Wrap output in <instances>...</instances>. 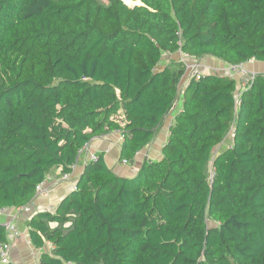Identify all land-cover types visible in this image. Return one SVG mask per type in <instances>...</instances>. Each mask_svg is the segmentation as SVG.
Here are the masks:
<instances>
[{"label": "trees", "instance_id": "obj_1", "mask_svg": "<svg viewBox=\"0 0 264 264\" xmlns=\"http://www.w3.org/2000/svg\"><path fill=\"white\" fill-rule=\"evenodd\" d=\"M129 1L0 0V210L28 206L95 138L120 134L132 162L180 99L160 160L122 178L99 154L29 219L33 246H53L39 264H264V75L235 110L236 80L179 93L185 64L158 69L177 53L264 62V0Z\"/></svg>", "mask_w": 264, "mask_h": 264}, {"label": "crops", "instance_id": "obj_2", "mask_svg": "<svg viewBox=\"0 0 264 264\" xmlns=\"http://www.w3.org/2000/svg\"><path fill=\"white\" fill-rule=\"evenodd\" d=\"M175 57V58H173ZM178 59V60H176ZM183 56L181 53L174 55L165 54L162 57L161 62L162 68L166 67L171 61L179 62L182 61ZM196 64H198L199 69L204 71L206 74L210 72L211 75L216 76H228L229 65L216 60L212 57L205 56L199 59H191ZM160 62V63H161ZM245 69L251 73L264 75V62L249 61L244 64ZM238 77V75L236 76ZM240 82L245 81V78H237ZM182 87L181 93L187 87L190 82L187 73L181 78ZM181 100H176L175 106L171 114L165 119L164 123L161 125L157 134L155 135L153 141L145 147L141 154L136 157L128 166H123L120 164L119 154L120 148L122 146V138L118 133H111L104 137L95 138L89 143V152L96 154H103L104 162L108 168H110L116 175L122 178H132L136 176L139 169L141 168L144 161H158L161 159V151L167 141L169 129L167 128L169 123L173 122L174 117L181 111ZM228 137H225V139ZM224 139V140H225ZM223 140V141H224ZM230 141L229 139H226ZM223 143V142H222ZM222 143L216 148L217 152H222L223 149L230 148L232 145V136L229 147L222 148ZM215 153V154H216ZM85 166V159L82 157L77 170L73 173L72 179L69 181H62L61 176L63 174L61 167H56L51 169L47 175L44 182V188L48 190L47 194L37 195L28 205L29 211H21L19 215H16L15 208L6 209L5 213L0 215V225L8 223L15 220L16 227L19 231V237L13 238L11 233H6V239L11 241L12 251L10 257V264H39L41 254L50 253L53 250V246L49 242H45L43 248H36L30 241L29 237V227L27 222L29 219L41 213H54L57 206L70 195L76 187V180L82 174L83 168ZM52 210V212L50 211ZM15 217V218H14ZM55 223L51 225L54 227Z\"/></svg>", "mask_w": 264, "mask_h": 264}, {"label": "built area", "instance_id": "obj_3", "mask_svg": "<svg viewBox=\"0 0 264 264\" xmlns=\"http://www.w3.org/2000/svg\"><path fill=\"white\" fill-rule=\"evenodd\" d=\"M182 56H183V59L181 62H183L186 66V71H185L184 75H186V73H187V77H188L189 81H192V80L198 81L202 76L210 74V72H207V74H206L204 71L199 69L198 64H196L193 60H191L193 58L189 57L188 55H182ZM227 72H228L229 78H232V79L236 80V82H237L236 90L234 92V104H235V110H237L240 103H241L242 93L246 89H248V87L250 86V83L254 80L256 74L247 71L245 69L244 64H239L236 66H229ZM237 75H238V77H240V79L245 78V81L242 80V82H240L239 80H237V78H238V77H236ZM180 84L182 87L181 80H180V83L178 85L179 93H181V88H179ZM171 125H172V123H169L167 128L169 129L171 127ZM228 135L233 137V131L230 130ZM140 154H141V151L137 152L135 154L134 159L136 157H138ZM82 157L85 159V164L88 162H95V161H97V158H98L96 154L89 152V146L86 145L85 147H83L82 149H80L78 151L75 162L69 168L70 172L62 174V176H61L62 181H69L72 179V176L74 175L73 173L77 170L78 164H79ZM119 162L123 166H128L131 163V161H128L125 159H121ZM213 177H214V172H213L212 162H211V171L209 174V180H212ZM35 192H36L35 193L36 196L48 193V190H46V188H44V182H42L36 186ZM5 211H6V209L0 210V215L5 213ZM15 211H16L15 212L16 215H19V213L21 211L28 212L29 208H28V206L22 207V208H16ZM50 211L52 212V210H50ZM15 222L16 221L12 219V221H10L8 223H4L0 226L4 229V231L6 233L7 232L11 233L13 238H18L19 237V231L16 227ZM11 251H12L11 241L7 240L5 243L0 245V264H10Z\"/></svg>", "mask_w": 264, "mask_h": 264}, {"label": "rangeland", "instance_id": "obj_4", "mask_svg": "<svg viewBox=\"0 0 264 264\" xmlns=\"http://www.w3.org/2000/svg\"><path fill=\"white\" fill-rule=\"evenodd\" d=\"M97 1H99L101 4H104V5H107V3H108V0H97ZM126 1V2H125ZM124 2L128 5V6H134V4H136V3H131V1H127V0H124ZM173 58H175V57H173ZM176 60H178V59H176ZM163 62H161L159 65H158V69H162V64ZM119 114L117 115V116H114V119H116V120H118V121H121L122 122V116H121V112L119 111L118 112ZM226 139H229L230 141H231V136L230 135H228V137L226 138ZM224 140L223 141V143H222V148H227V147H229V144H230V141H228V140ZM224 150V149H223ZM215 152H217V150L215 149ZM215 155V154H214ZM212 160L213 159H211V162H212ZM211 162L209 163V167H208V174H210V171H211Z\"/></svg>", "mask_w": 264, "mask_h": 264}, {"label": "bare ground", "instance_id": "obj_5", "mask_svg": "<svg viewBox=\"0 0 264 264\" xmlns=\"http://www.w3.org/2000/svg\"><path fill=\"white\" fill-rule=\"evenodd\" d=\"M127 1H129V0H127ZM126 2V1H125ZM132 3V2H131ZM136 4H138V3H136Z\"/></svg>", "mask_w": 264, "mask_h": 264}, {"label": "water", "instance_id": "obj_6", "mask_svg": "<svg viewBox=\"0 0 264 264\" xmlns=\"http://www.w3.org/2000/svg\"><path fill=\"white\" fill-rule=\"evenodd\" d=\"M140 4V3H139ZM139 4H135V5H139Z\"/></svg>", "mask_w": 264, "mask_h": 264}, {"label": "clouds", "instance_id": "obj_7", "mask_svg": "<svg viewBox=\"0 0 264 264\" xmlns=\"http://www.w3.org/2000/svg\"><path fill=\"white\" fill-rule=\"evenodd\" d=\"M124 1V0H123ZM126 4V3H125ZM135 5V4H134Z\"/></svg>", "mask_w": 264, "mask_h": 264}]
</instances>
